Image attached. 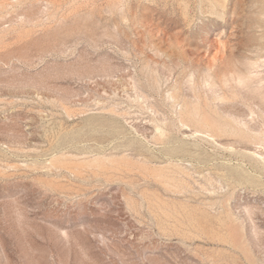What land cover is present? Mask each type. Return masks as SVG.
<instances>
[{
  "label": "rangeland",
  "instance_id": "rangeland-1",
  "mask_svg": "<svg viewBox=\"0 0 264 264\" xmlns=\"http://www.w3.org/2000/svg\"><path fill=\"white\" fill-rule=\"evenodd\" d=\"M136 1L0 0V264H264V0ZM175 93L211 126L182 124ZM103 152L164 167L172 186L137 169L94 176L82 159Z\"/></svg>",
  "mask_w": 264,
  "mask_h": 264
},
{
  "label": "bare ground",
  "instance_id": "bare-ground-1",
  "mask_svg": "<svg viewBox=\"0 0 264 264\" xmlns=\"http://www.w3.org/2000/svg\"><path fill=\"white\" fill-rule=\"evenodd\" d=\"M107 1V0H106ZM114 1V0H113ZM116 1V0H115ZM133 1V0H132ZM227 1V0H226ZM109 2V1H108ZM118 2H119V0H118ZM136 2H140V1H136ZM135 2V3H136ZM144 2H145V0H144ZM143 2V3H144ZM218 2V1H217ZM219 2H220V0H219ZM231 2V1H230ZM229 2V3H230ZM243 2V1H242ZM245 2V1H244ZM5 3V2H4ZM111 3H112V1H111ZM134 3V2H133ZM134 3V4H135ZM209 3V2H208ZM215 3V2H214ZM223 3V2H222ZM221 3V4H222ZM107 4V3H106ZM115 4V3H114ZM117 4V3H116ZM116 4H115V6H116ZM137 4V3H136ZM135 4V5H136ZM145 4V3H144ZM212 4V3H211ZM219 4V3H218ZM224 4V3H223ZM263 4V3H262ZM90 5V4H89ZM93 5V4H92ZM91 5V6H92ZM199 5H200V3H199ZM202 5V4H201ZM213 5H215V4H213ZM212 5V6H213ZM226 5V4H225ZM224 5V6H225ZM145 6V5H144ZM197 6H198V4H197ZM211 6V5H210ZM210 6H208V8L210 7ZM220 7H221V5H219ZM224 6H222V7H224ZM4 7V6H3ZM77 7V6H76ZM86 7H88V6H86ZM117 7V6H116ZM119 7V6H118ZM137 7H138V5H137ZM183 7V6H182ZM188 7V6H187ZM202 7V6H201ZM204 7V6H203ZM206 7H207V5H206ZM205 7V8H206ZM215 7H216V5H215ZM214 7V8H215ZM242 7H243V5H242ZM91 8V7H90ZM93 8H94V6H93ZM98 8V7H97ZM130 8V7H129ZM135 8H136V6H135ZM189 8V7H188ZM187 8V9H188ZM234 8V7H233ZM264 8V7H263ZM73 9H75V8H73ZM77 9V8H76ZM143 9V8H142ZM149 9V8H148ZM186 9V10H187ZM219 9V8H218ZM241 9H243V8H241ZM181 10V9H180ZM205 10V9H204ZM214 10V9H213ZM217 10V9H216ZM223 10V9H222ZM260 10V9H259ZM99 11V10H98ZM116 11H117V9H116ZM136 11V10H135ZM175 11V10H174ZM196 11H197V8H196ZM218 11V10H217ZM230 11H232V10H230ZM242 11V10H241ZM261 11V10H260ZM263 11V10H262ZM84 12V11H83ZM100 12V11H99ZM183 12V11H182ZM205 12L207 13V11L205 10ZM210 12V11H209ZM94 13H96V12H94ZM128 13V12H127ZM137 13V12H136ZM189 12H187V14H188ZM213 13H214V11H213ZM174 14V13H173ZM181 14V13H180ZM186 14V13H185ZM196 14V13H195ZM201 14V13H200ZM204 14V13H203ZM209 14H211V13H209ZM215 14V13H214ZM221 14V13H220ZM223 14V13H222ZM128 15V14H127ZM148 15V14H147ZM152 15V14H151ZM190 15H194V14H190ZM205 15V14H204ZM203 15V16H204ZM229 15V14H228ZM81 16H82V14H81ZM161 16V15H160ZM180 16V15H179ZM182 16V15H181ZM202 16V17H203ZM217 16H221V15H217ZM259 16V15H258ZM76 17V16H75ZM82 17H84V16H82ZM118 17V16H117ZM123 17H124V15H123ZM127 17V16H126ZM131 17V16H130ZM197 17V16H196ZM201 17V16H200ZM206 17V16H205ZM207 17H208V15H207ZM225 17V16H224ZM240 17V16H239ZM77 18V17H76ZM79 18H80V16H79ZM86 18V17H85ZM129 18V17H128ZM133 19H134V17H132ZM181 18V17H180ZM183 18H184V16H183ZM192 18V17H191ZM212 18V17H211ZM237 18V17H236ZM72 19V18H71ZM81 19V18H80ZM83 19V18H82ZM88 19V18H87ZM94 19V18H93ZM133 19H131V20H133ZM148 19V18H147ZM152 19H154V18H152ZM187 19V18H186ZM205 19H207V18H205ZM220 19H222V16H221V18ZM92 20V19H91ZM118 20V19H117ZM116 20V21H117ZM120 20V19H119ZM124 20H126V18H124ZM151 20V19H150ZM159 20V19H158ZM163 20V19H162ZM203 20V19H202ZM82 21V20H81ZM160 21V20H159ZM183 21V20H182ZM222 21H224V20H222ZM242 21V20H241ZM240 21V23H242ZM90 22V21H89ZM120 22V21H119ZM133 22V21H132ZM170 22V21H169ZM191 22V21H190ZM206 22V21H205ZM214 22V21H213ZM72 23V22H71ZM76 23V22H75ZM84 23V22H83ZM209 23V22H208ZM239 23V24H240ZM172 24V23H171ZM191 24V23H190ZM189 24V25H190ZM202 24H203V22H202ZM210 24V23H209ZM238 24V25H239ZM67 25V24H66ZM120 25V24H119ZM138 25V24H137ZM192 25H193V23H192ZM191 25V26H192ZM61 26V25H60ZM59 26V27H60ZM74 26V25H73ZM135 26V25H134ZM133 26V27H134ZM139 26V25H138ZM183 26V25H182ZM190 26V27H191ZM205 26V25H204ZM218 26V25H217ZM233 26V25H232ZM76 27V26H75ZM119 27V26H118ZM124 27V26H123ZM154 27V26H153ZM156 27H158V26H156ZM156 27H154L155 29H156ZM177 27V26H176ZM186 27H187V25H186ZM202 27V26H201ZM207 27V26H206ZM225 27V26H224ZM242 27V26H241ZM66 28V27H65ZM73 28V27H72ZM117 28V27H116ZM135 28V27H134ZM137 28V27H136ZM139 28V27H138ZM189 28V27H188ZM209 28V27H208ZM227 28V27H226ZM235 28H236V26H235ZM263 28V27H262ZM70 29V28H69ZM123 29V28H122ZM125 29V28H124ZM127 29V28H126ZM141 29V28H140ZM149 29V28H148ZM153 29V28H152ZM154 29V30H155ZM179 29H180V27H179ZM193 29V28H192ZM202 29V28H201ZM203 29H205L204 27H203ZM207 29V28H206ZM68 30V29H67ZM166 30V29H165ZM189 30V29H188ZM200 30V29H199ZM232 30H235L234 28L232 29ZM244 30V29H243ZM82 31V30H81ZM95 31V30H94ZM139 31V30H138ZM137 31V32H138ZM142 31V30H141ZM192 31V30H191ZM228 31V30H227ZM73 32V31H72ZM83 32V31H82ZM143 32V31H142ZM166 32V31H165ZM189 32V31H188ZM197 32V31H196ZM201 32H202V30H201ZM205 32V31H204ZM208 32V31H207ZM211 32V31H210ZM61 33V32H60ZM75 33V32H74ZM124 33H126V32H124ZM124 33H122V34H124ZM159 33V32H158ZM178 33V32H177ZM199 33V32H198ZM240 33H241V31H240ZM66 34V33H65ZM94 34V33H93ZM165 34V33H164ZM176 34V33H175ZM197 34V33H196ZM221 34V33H220ZM223 34V33H222ZM261 34V33H260ZM60 35V34H59ZM97 35H99V34H97ZM97 35H96V37H97ZM128 34L126 33V36H127ZM135 35V34H134ZM140 35V34H139ZM141 35H143V34H141ZM140 35V36H141ZM192 35V34H191ZM224 35V34H223ZM67 36V35H66ZM131 36H133V35H131ZM158 36V35H157ZM161 36V35H160ZM194 36V35H193ZM231 36H233V35H231ZM62 37V36H61ZM64 37H65V35H64ZM64 37H62V38H64ZM73 37H74V34H73ZM82 37V36H81ZM90 37V36H89ZM88 37V38H89ZM96 37H95V39H96ZM128 37H129V35H128ZM143 37V36H142ZM162 37H163V35H162ZM178 37V36H177ZM212 37V36H211ZM215 37V36H214ZM220 37V36H219ZM228 37V36H227ZM71 38V37H70ZM91 38V37H90ZM182 38V37H181ZM208 38V37H207ZM261 38V37H260ZM60 39V38H59ZM141 39V38H140ZM153 39V38H152ZM201 39V38H200ZM237 39V38H236ZM257 39V38H256ZM264 39V38H263ZM66 40H67V38H66ZM132 40V39H131ZM130 40V41H131ZM145 40V39H144ZM161 40V39H160ZM191 40V39H190ZM156 41V40H155ZM164 41V40H163ZM167 41V40H166ZM184 41V40H183ZM147 42H148V40H147ZM146 42V43H147ZM190 42V41H189ZM237 42V41H236ZM235 42V43H236ZM263 42V41H262ZM1 43V42H0ZM135 43V42H134ZM149 43H150V41H149ZM148 43V44H149ZM211 43V42H210ZM64 44V43H63ZM133 44V43H132ZM140 44V43H139ZM148 44L146 45V46H148ZM166 44V43H165ZM173 44H175V43H173ZM185 44H187V43H185ZM194 44V43H193ZM232 44H233V42H232V39H230L229 37L228 38H226V39H219V40H215V41H212V43H211V50L210 51H208V52H206V53H204L203 54V58H204V68H205V70H204V72H203V76H202V78L199 80L200 81V84H207V83H212V82H214V79H213V76H214V74H216V64H217V62H219V61H222V60H224L225 59V57H226V55H227V52L228 51H230L231 50V47H233L232 46ZM168 45V44H167ZM169 45H170V43H169ZM192 45V44H191ZM236 45H238V44H236ZM64 47V46H63ZM166 47V46H165ZM181 47V46H180ZM187 47V46H186ZM191 47V46H190ZM238 47V46H237ZM139 48V47H138ZM240 48V47H239ZM24 49V48H23ZM62 49V48H61ZM137 49V48H136ZM64 50V49H63ZM153 50V49H152ZM155 50V49H154ZM61 51V50H60ZM169 51V50H168ZM178 51V50H177ZM177 51H175V52H177ZM181 51V50H180ZM190 51V50H189ZM237 51V50H236ZM147 52V51H146ZM154 52V51H153ZM157 52V51H156ZM179 52V51H178ZM188 52V51H187ZM145 53V52H144ZM162 53V52H161ZM201 53V52H200ZM139 54V53H138ZM179 54V53H178ZM187 54V53H186ZM196 54V53H195ZM21 55V54H20ZM136 55H137V53H136ZM175 55H177V54H175ZM248 55V54H247ZM22 56V55H21ZM171 56H172V54H171ZM185 56H187V55H185ZM189 56H190V54H189ZM25 57V56H24ZM28 57V56H27ZM198 57V56H197ZM200 57V56H199ZM162 58V57H161ZM167 58V57H166ZM184 58H186V57H184ZM194 58V57H193ZM82 59V58H81ZM84 59V58H83ZM176 59V58H175ZM238 59V58H237ZM104 60H106L105 58H104ZM110 60V59H109ZM177 60H178V58H177ZM184 60V59H183ZM192 60V59H191ZM29 61V60H28ZM108 61V60H107ZM138 61V60H137ZM143 61V60H142ZM165 61H167V60H165ZM176 61V60H175ZM181 61V60H180ZM185 61V60H184ZM83 62V61H82ZM100 62V61H99ZM155 62V61H154ZM177 62V61H176ZM179 62V61H178ZM200 62V61H199ZM79 63V62H78ZM140 63V62H139ZM164 63V62H163ZM167 63H169V62H167ZM249 63V62H248ZM87 64V63H86ZM97 64V63H96ZM114 64V63H113ZM135 64H136V61H135ZM143 64H145L144 62H143ZM172 64V63H171ZM188 64V63H187ZM200 64V63H199ZM76 65V64H75ZM78 65V64H77ZM85 65V64H84ZM91 65V64H90ZM141 65V64H140ZM146 65V64H145ZM189 65V64H188ZM249 65H251V63L249 64ZM114 66H116V65H114ZM133 66H134V64H133ZM183 66H185L184 64H183ZM195 66H197V64L195 65ZM247 66V65H246ZM112 67V66H111ZM110 67V68H111ZM130 67V66H129ZM236 67V66H235ZM76 68V67H75ZM114 68V67H113ZM113 68H111V69H113ZM120 68V67H119ZM96 69V68H95ZM109 69V68H108ZM117 69V68H116ZM150 69V68H149ZM153 69V68H152ZM174 69H175V67H174ZM106 70V69H105ZM178 70H180V69H178ZM141 71H143V70H141ZM158 71V70H157ZM72 72V71H71ZM117 72V71H116ZM132 73H133V71H131ZM175 72V71H174ZM174 72H173V74H174ZM184 72V71H183ZM73 73V72H72ZM126 73V72H125ZM127 74V73H126ZM125 74V75H126ZM158 74H160V73H158ZM184 74H185V72H184ZM191 74V76H189L190 78V80L191 81H196L195 79L196 78H194V73H190ZM129 75V74H128ZM127 75V76H128ZM133 75V74H132ZM149 75V74H148ZM176 75V74H175ZM179 75H180V73H179ZM182 75V74H181ZM95 76V75H94ZM119 76V75H118ZM121 76H124V75H121ZM126 76V77H127ZM164 76V75H163ZM245 76V75H244ZM158 77V76H157ZM159 77H161V76H159ZM184 77V76H183ZM233 77V76H232ZM246 77V76H245ZM122 78V77H121ZM120 78V80H122ZM173 77H170V79H172ZM178 78H180V77H178ZM246 78H248V77H246ZM245 78V79H246ZM249 78H250V76H249ZM101 79V78H100ZM111 79V78H110ZM114 79H115V76H114ZM144 79V78H143ZM158 79V78H157ZM163 79H164V77H163ZM181 79H182V77H181ZM181 79H180V81H181ZM102 80V79H101ZM113 80V79H112ZM124 80V79H123ZM141 80V79H140ZM100 81V80H99ZM110 81V80H109ZM119 81V80H118ZM128 81V80H127ZM144 81V80H143ZM176 81V80H175ZM244 81V80H243ZM242 81V82H243ZM112 82V81H111ZM142 82V81H141ZM140 82V83H141ZM163 82V81H162ZM169 82V81H168ZM171 82V81H170ZM246 82H248V79L246 80V81H244V83H246ZM97 83V82H96ZM100 83V82H99ZM106 83H108V82H106ZM118 83V82H117ZM125 83H126V81H125ZM156 83V82H155ZM166 83H167V81H166ZM191 83V82H190ZM193 83V82H192ZM102 84H104V83H102L101 82V85ZM109 84V83H108ZM110 84H112V83H110ZM173 84V83H172ZM178 84V83H177ZM98 85V84H97ZM139 85V84H138ZM145 85V84H144ZM167 85V84H166ZM171 85V84H170ZM194 85H196V84H194ZM198 85V84H197ZM111 86V85H110ZM116 86V85H115ZM118 87H120L119 86V84L117 85ZM125 86H126V84H125ZM134 86V85H133ZM136 86V85H135ZM192 86V85H191ZM209 86V85H208ZM112 88H110V89H113L114 87L113 86H111ZM137 87H139V86H137ZM172 87V86H171ZM98 88H99V90H101V88L98 86ZM105 88V87H104ZM107 89H108V87H106ZM105 88V89H106ZM116 88V87H115ZM121 88V87H120ZM123 88H125L124 86H123ZM123 88H121V89H123ZM142 88V87H141ZM170 88V87H169ZM189 88H190V86H189ZM97 89V88H96ZM95 90V89H94ZM117 90H119V89H117ZM142 90V89H141ZM147 90V89H146ZM155 90V89H154ZM178 91H179V89H177ZM188 90V89H187ZM212 90V89H211ZM106 92H109V91H107V90H105ZM150 91V90H149ZM206 91V90H205ZM224 91V90H223ZM97 92H98V89H97ZM101 92V91H100ZM115 92V91H114ZM113 92V93H114ZM143 92H145V91H143ZM151 92V91H150ZM181 92V91H180ZM104 93V92H103ZM117 93H120V92H117ZM141 93V92H140ZM146 93V92H145ZM144 93V94H145ZM152 93V92H151ZM150 93V94H151ZM168 93V92H167ZM219 93V92H218ZM111 94V93H110ZM169 94V93H168ZM216 94V93H215ZM113 95V94H112ZM117 95V94H116ZM147 95V94H146ZM161 95V94H160ZM172 95V94H171ZM170 95V96H171ZM181 95H182V93H181ZM106 96H108V95H106ZM110 96V95H109ZM140 96V95H139ZM148 96V95H147ZM173 96H175V98H177V100L178 101H180L181 100V102H182V108H181V110H180V115H181V118H180V120H181V122H182V124H186L187 122H194V123H196V124H198V125H200L201 127H208V126H211V124L208 122V121H206V120H204L203 118H199L198 116H199V113L200 112H198L199 111V107H198V105H197V103L195 104V103H190L186 98H183V99H180V97L178 96V94L177 93H175V94H173ZM186 96V95H185ZM189 96V95H188ZM169 97V96H168ZM213 97V96H212ZM215 97V96H214ZM149 98H151V96L149 97ZM222 98V97H221ZM142 99V98H141ZM157 99V98H156ZM167 99H169V98H167ZM194 99V98H193ZM219 99V98H218ZM135 100V99H134ZM159 100V99H158ZM171 100H172V98H171ZM176 100V101H177ZM215 100V99H214ZM233 100V99H232ZM102 101V100H101ZM142 101V100H141ZM175 101V102H176ZM192 101V100H191ZM216 101V100H215ZM221 101H223V100H221ZM152 102V101H151ZM155 102H157V101H155ZM160 102V101H159ZM97 103V102H96ZM111 103V102H110ZM137 103V102H136ZM144 103H145V101H144ZM117 104V103H116ZM120 104V103H119ZM147 104V103H146ZM152 104V103H151ZM212 104V103H211ZM233 104V103H232ZM105 105V104H104ZM111 105V104H110ZM113 105V104H112ZM139 106H140V103L138 104ZM153 105H154V103H153ZM169 105H170V103H169ZM176 104H174V106H175ZM222 105H224V103H222ZM142 106V105H141ZM147 106V105H146ZM173 106V105H172ZM180 106H179V108H180ZM226 106V105H225ZM100 107H101V105H100ZM112 107V106H111ZM143 107V106H142ZM154 107H155V105H154ZM176 107V106H175ZM68 108V107H67ZM66 108V109H67ZM97 108H98V106H97ZM107 108H108V106H107ZM112 108H114V107H112ZM149 108V107H148ZM156 108V107H155ZM161 108V107H160ZM215 108V107H214ZM220 108V107H219ZM105 109V108H104ZM217 109V108H216ZM65 110V109H64ZM111 110V109H110ZM141 110V109H140ZM145 110V109H144ZM173 110H175V109H173ZM201 110V109H200ZM69 111V110H68ZM67 111V112H68ZM106 111H107V109H106ZM113 111V110H112ZM126 111V110H125ZM158 111H160V110H158ZM216 111V110H215ZM120 112V111H119ZM161 112V111H160ZM217 112V111H216ZM73 113V112H72ZM100 113V112H99ZM118 113V112H117ZM125 113V112H124ZM223 113H225V112H223ZM69 114V113H68ZM155 114V113H154ZM95 115V114H94ZM98 115V114H97ZM102 115V114H101ZM122 115V114H121ZM162 115H164V114H162ZM227 115V114H226ZM93 116V115H92ZM157 116V115H156ZM105 117V116H104ZM90 118V117H89ZM128 118V117H127ZM159 118V117H158ZM165 118H167V117H165ZM176 118V117H175ZM91 119V118H90ZM102 119H104V118H102ZM111 119H113V118H111ZM169 119V118H168ZM230 119V118H229ZM114 120V119H113ZM118 120V119H117ZM124 120V119H123ZM152 120H153V118H152ZM239 120V119H238ZM87 121V120H86ZM89 121V120H88ZM94 121V120H93ZM106 121V120H105ZM121 121V120H120ZM119 121V122H120ZM123 122V121H122ZM151 122H153V121H151ZM226 122V121H225ZM233 122V121H232ZM150 123V122H149ZM155 123V122H154ZM164 123H165V121H164ZM170 123V122H169ZM227 123V122H226ZM100 124V123H99ZM166 124V123H165ZM173 124V123H172ZM250 124V123H249ZM97 125V124H96ZM101 125V124H100ZM104 125V124H103ZM106 125V124H105ZM124 125V124H123ZM146 125V124H145ZM216 125V124H215ZM228 125V124H227ZM246 125H247V122H246ZM93 126H94V124H93ZM102 126V125H101ZM151 126V125H150ZM153 126V125H152ZM174 126V125H173ZM223 127H224V125H222ZM231 126V125H230ZM250 126H251V124H250ZM87 127V126H86ZM96 127V126H95ZM107 127V126H106ZM147 127V126H146ZM171 127V126H170ZM213 127V126H212ZM100 128V127H99ZM104 128V127H103ZM121 128V127H120ZM134 128V127H133ZM140 128V127H139ZM152 128V127H151ZM150 128V129H151ZM161 128V127H160ZM173 128V127H172ZM219 128V127H218ZM226 128V127H225ZM230 128V127H229ZM79 129V128H78ZM87 129V128H86ZM109 129V128H108ZM119 129V128H118ZM137 129V128H136ZM154 129V128H153ZM171 129V128H170ZM180 129V128H179ZM88 130V129H87ZM106 130V129H105ZM112 130V129H111ZM144 130V129H143ZM146 130V129H145ZM148 130V129H147ZM156 130V129H155ZM192 130V129H191ZM201 130V129H200ZM83 131V130H82ZM95 131H96V128H95ZM108 131V130H107ZM106 131V132H107ZM110 131V130H109ZM108 131V132H109ZM113 131V130H112ZM120 131H121V129H120ZM149 131V130H148ZM158 131V130H157ZM220 131H221V129H220ZM241 131V130H240ZM100 132V131H99ZM105 132V131H104ZM118 132V131H117ZM122 132V131H121ZM125 132V131H124ZM162 132H164V130L162 131ZM186 132V131H185ZM239 132V131H238ZM243 132H245V131H243ZM263 132H264V130H263ZM114 133L116 134V131H114ZM119 133V132H118ZM127 133V132H126ZM155 133V132H154ZM166 134H167V132H165ZM170 133V132H169ZM184 133V132H183ZM198 133V132H197ZM211 133V132H210ZM221 133V132H220ZM233 133V132H232ZM79 134V133H78ZM77 134V135H78ZM82 134V133H81ZM101 134V133H100ZM108 134V133H107ZM123 134V133H122ZM133 134V133H132ZM162 134V133H161ZM186 134H188V133H186ZM189 134H190V132H189ZM188 134V136H190V135H192V133L189 135ZM223 134V133H222ZM113 135V134H112ZM112 135H110V136H112ZM157 135V137H158V134H156ZM163 135V134H162ZM102 136V135H101ZM124 136V135H123ZM127 135H125V137H126ZM133 136V135H132ZM155 136V135H154ZM212 136V135H211ZM103 137V136H102ZM113 137V136H112ZM128 137V136H127ZM185 138L187 137V136H184ZM216 137V136H215ZM64 138V137H63ZM98 138H99V136H98ZM164 138V137H163ZM163 138H162V140H163ZM209 138V137H208ZM218 138V137H217ZM229 138V137H228ZM233 138V137H232ZM251 138H252V136H251ZM71 139V138H70ZM75 139V138H74ZM105 139H106V137H105ZM134 138H132V140H133ZM159 139V138H158ZM181 139H183V138H181ZM214 139V138H213ZM235 139V138H234ZM100 140V139H99ZM139 140H140V138H139ZM189 140H190V138H189ZM197 140V139H196ZM239 140V139H238ZM254 140V139H253ZM98 141V140H97ZM131 141V140H130ZM173 141V140H172ZM199 141V140H198ZM226 141V140H225ZM230 141V140H229ZM235 141H237V140H235ZM106 142V141H105ZM134 142V141H133ZM136 142V141H135ZM134 142V143H135ZM227 142V141H226ZM246 142V141H245ZM64 143V142H63ZM96 143H98V142H96ZM164 144H165V142H163ZM162 143V144H163ZM173 143V142H172ZM222 143V142H221ZM232 143H233V141H232ZM247 143V142H246ZM120 144V143H119ZM224 144H226V143H224ZM95 145V144H94ZM143 145V144H142ZM98 146H99V144H98ZM223 146H225V145H223ZM105 147V146H104ZM132 147V146H131ZM161 147H163V146H161ZM191 147V146H190ZM99 148V147H98ZM137 148V147H136ZM149 148V147H148ZM250 148V147H249ZM248 148V149H249ZM105 149V148H104ZM108 149V148H107ZM117 149V148H116ZM120 149H122V146H121V148ZM127 149V148H126ZM145 149V148H144ZM2 150H4V149H2ZM102 150H103V148H102ZM111 150V149H110ZM114 150H115V148H114ZM139 150V149H138ZM155 150V149H154ZM192 150V149H191ZM107 151V150H106ZM127 151V150H126ZM157 151V150H156ZM253 151V150H252ZM94 152V151H93ZM110 152V151H109ZM199 152V151H198ZM95 153V152H94ZM100 153V152H99ZM104 153V152H103ZM126 153V152H125ZM125 153H123V154H121V156H119L118 157V155L116 156H108V155H106V152L104 153L105 155H96L95 157H93L92 159H90V157L88 158L89 160H85V159H82V160H84L85 162V164H87V165H89L90 167H91V173L94 175V176H99V175H101V174H104L105 175V178H106V180H111L113 177H114V174L111 172V170H113V169H116V171H117V169H126V170H134V169H137L138 171H141L142 172V174L143 175H145V176H151V177H154L155 179H157V180H159L160 182H162V184H164L165 186H172V184H171V178L172 177H170L169 175H167L166 174V172H165V170H164V167H159V166H153V165H149L147 162H136V161H132V159L131 158H129L127 155H125ZM161 153V152H160ZM183 153V152H182ZM253 153H255V152H252V154ZM110 154V153H109ZM130 154V153H129ZM186 154V153H185ZM63 155H65V154H63ZM67 155V154H66ZM65 155V156H66ZM92 155V154H91ZM114 155V154H113ZM131 155H132V153H131ZM136 155V154H135ZM197 155V154H196ZM53 156H55V155H53ZM59 156V155H58ZM149 156V155H148ZM178 156V155H177ZM248 156H249V154H248ZM261 156V155H260ZM64 157V156H63ZM133 157V156H132ZM150 157V156H149ZM165 157H167V156H165ZM185 157V156H184ZM261 157H263V156H261ZM86 158V157H85ZM143 158H144V155H143ZM183 158V157H182ZM251 158V157H250ZM163 159H164V157H163ZM172 159V158H171ZM263 160H264V157L262 158ZM52 161V160H51ZM80 161V160H79ZM172 162V161H171ZM175 162V161H174ZM53 163L55 164V165H62L63 163H64V161H63V159H62V157H56L54 160H53ZM81 163H83V162H81ZM166 163V162H165ZM163 164V163H162ZM68 168H69V170H71V171H77V172H79V173H82V170L78 167V166H75V165H70V164H68V163H66L65 164ZM165 165V164H164ZM167 165V164H166ZM174 165V164H173ZM180 165V164H179ZM179 165H176V168H177V171H179V172H183L182 174H184V172H186V170H185V166H179ZM84 166V165H83ZM53 167V166H52ZM188 167V166H187ZM187 167H186V169H187ZM65 168V167H64ZM175 168V167H174ZM86 169V168H85ZM190 168H188L187 170H189ZM68 170V171H69ZM87 170V169H86ZM166 170H168V169H166ZM189 171H191V170H189ZM85 172V171H84ZM83 172V173H84ZM176 172V171H175ZM171 173V172H170ZM180 173V174H181ZM4 174V173H3ZM89 174V173H88ZM178 174V173H177ZM54 175V174H53ZM74 175V174H73ZM126 175V174H125ZM186 175V174H185ZM48 176V175H47ZM90 176V175H89ZM187 176L188 177H191V176H189V173L187 174ZM53 177V176H52ZM122 177V176H121ZM133 177H135V176H133ZM183 177V176H182ZM182 177H180V178H182ZM242 177V176H241ZM91 178V177H90ZM174 178H176V176H174ZM186 178V177H185ZM91 179H93V177L91 178ZM138 179H140V177L138 178ZM245 179H246V177H245ZM100 180V179H99ZM120 180V179H119ZM181 180V179H180ZM250 180V179H249ZM173 181V180H172ZM188 181V180H187ZM98 182H100V181H98ZM97 182V183H98ZM102 182H104V181H102ZM110 182V181H109ZM174 182V181H173ZM108 183V182H107ZM93 184V183H92ZM176 184V183H175ZM189 185V184H188ZM99 186H100V184H99ZM98 186V187H99ZM104 186V185H103ZM110 186V185H109ZM113 186V185H112ZM124 186V185H123ZM129 186V185H128ZM179 186V185H178ZM91 187H92V185H91ZM174 187V186H173ZM176 187V186H175ZM182 187H186V184L184 183V184H182ZM189 187V186H188ZM107 188V187H106ZM143 188V187H142ZM158 188V187H157ZM120 189H122V188H120ZM119 189V190H120ZM175 189H177V187L175 188ZM184 189H186V188H184ZM107 190H108V188H107ZM106 190V191H107ZM135 190V189H134ZM139 190V189H138ZM179 190V189H178ZM188 190V189H187ZM132 191V190H131ZM131 191L129 190V192L131 193ZM141 191H143V190H141ZM101 192V191H100ZM103 192V191H102ZM160 192H162V191H160ZM175 192V191H174ZM108 193V192H107ZM116 193V192H115ZM121 194H123L122 192H120ZM125 193V192H124ZM134 193V192H133ZM126 194V193H125ZM135 194V193H134ZM170 194V193H169ZM177 194V193H176ZM111 195V194H110ZM131 196V195H130ZM133 197H134V195H133ZM137 197V196H136ZM97 198V197H96ZM138 198V197H137ZM137 198H136V200H137ZM174 198V197H173ZM178 198H180V197H178ZM143 199V198H142ZM177 199V198H176ZM181 199V198H180ZM93 200H94V198H93ZM144 200V199H143ZM143 200H141V201H143ZM84 201V200H83ZM95 201V200H94ZM99 201V200H98ZM176 202H177V200H176ZM188 202V201H187ZM120 203V202H119ZM144 203V202H143ZM139 204V203H138ZM189 204V203H188ZM192 204V203H191ZM82 205V204H81ZM198 205H200V204H198ZM142 206V205H141ZM159 207V206H158ZM198 207V206H197ZM137 208V207H136ZM139 209V208H138ZM144 209V208H143ZM146 209V208H145ZM149 209V208H148ZM176 209V208H175ZM137 211V210H136ZM200 211V210H199ZM154 215V214H153ZM174 216V215H173ZM233 216V215H232ZM232 216H229V220H231L232 218ZM155 217V216H154ZM228 217V216H227ZM157 218V217H156ZM179 218V217H178ZM188 218V217H187ZM164 219V218H163ZM180 219V218H179ZM228 220V221H229ZM233 220H234V218H233ZM167 221V220H166ZM192 221V220H191ZM234 222H235V220H234ZM228 223V222H227ZM230 223V222H229ZM235 223H237V222H235ZM195 224V223H194ZM237 224H241V223H237ZM228 225V224H227ZM230 225H232V224H230ZM236 225V224H235ZM234 228H235V226H234ZM230 229V228H229ZM231 229H233V227L231 228ZM240 230V229H239ZM239 231H236V233H238ZM244 232V231H243ZM233 235H234V233H232ZM239 234V233H238ZM242 235V234H241ZM243 236V235H242ZM239 238H241L240 236H239ZM237 239V238H236ZM240 240V239H239ZM245 241V240H244ZM237 242H238V240H237ZM235 243H236V241H235ZM232 244V243H231ZM238 244H240V243H238ZM241 246V245H240ZM239 247V246H238Z\"/></svg>",
  "mask_w": 264,
  "mask_h": 264
}]
</instances>
